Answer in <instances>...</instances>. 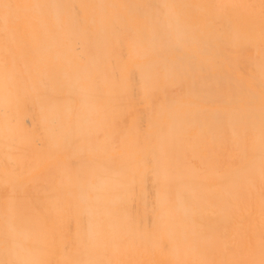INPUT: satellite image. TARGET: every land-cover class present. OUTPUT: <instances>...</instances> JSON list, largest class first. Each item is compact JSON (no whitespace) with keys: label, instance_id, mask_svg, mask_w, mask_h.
I'll list each match as a JSON object with an SVG mask.
<instances>
[{"label":"rangeland","instance_id":"rangeland-1","mask_svg":"<svg viewBox=\"0 0 264 264\" xmlns=\"http://www.w3.org/2000/svg\"><path fill=\"white\" fill-rule=\"evenodd\" d=\"M0 264H264V0H0Z\"/></svg>","mask_w":264,"mask_h":264}]
</instances>
